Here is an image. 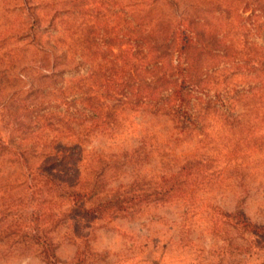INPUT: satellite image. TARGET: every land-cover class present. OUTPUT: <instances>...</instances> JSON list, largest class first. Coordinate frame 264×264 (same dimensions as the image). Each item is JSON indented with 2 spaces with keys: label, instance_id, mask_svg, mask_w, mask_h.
<instances>
[{
  "label": "rangeland",
  "instance_id": "rangeland-1",
  "mask_svg": "<svg viewBox=\"0 0 264 264\" xmlns=\"http://www.w3.org/2000/svg\"><path fill=\"white\" fill-rule=\"evenodd\" d=\"M17 1L0 0V39L16 21L11 10L14 4L21 8ZM29 1L52 13V26L71 21L72 38L86 31L97 44L123 11L130 40L118 36L122 46L114 47L118 54L127 49L122 79L127 89L135 81L151 88L145 86L142 104L126 95L102 99L105 123L97 127L53 109L49 126L38 130L45 148L55 149L48 168L0 164V264H264V75L253 60L264 54L262 0ZM180 21L215 49L213 35L204 31L224 24L231 53L242 58L233 69L237 88L230 96L236 97L227 116L203 112L195 124L186 123L166 110L153 112V102L146 101L158 84L153 77L165 70L138 76L135 57L151 63L166 54V64L176 70L184 56L179 59L182 52L168 44ZM82 22L99 29L89 36L92 30L78 29ZM209 47L189 53L199 56ZM47 69V58L33 62L21 72L22 86L36 87ZM10 98L0 95L5 139L15 125L8 112L33 104L35 96Z\"/></svg>",
  "mask_w": 264,
  "mask_h": 264
},
{
  "label": "trees",
  "instance_id": "trees-1",
  "mask_svg": "<svg viewBox=\"0 0 264 264\" xmlns=\"http://www.w3.org/2000/svg\"><path fill=\"white\" fill-rule=\"evenodd\" d=\"M15 3L22 5L21 8L15 4L12 7L11 13L16 17V21L0 39V95L11 97V100L15 95L23 92L26 95L35 96V98L33 104L22 103L12 112H8V118H12L15 125L9 130L8 138L5 139L0 134V164L18 162L28 169L42 170L48 168L55 149L45 148V142L41 141L38 130H43L46 124L49 126L46 122L48 117L53 114V109L62 118L72 121L89 120L97 127L99 124L105 123L102 120L103 115L100 113L98 102L108 97L126 95L134 102L142 104L145 101L144 96L141 97L144 88L146 85L149 88L151 86L135 81L127 89L126 80L122 79L121 70L126 67V60H128L125 54L127 49L125 47L123 52L118 54L114 51V47L122 46L121 43L116 42L118 36L126 43L130 40L129 35H125L130 33L131 27H127L130 22L122 24L123 11H119L120 17L112 21L115 24L111 25L108 33L100 37L101 43L97 44L95 40L87 39L88 32L86 31L83 37L72 38V28L68 27L71 25V21H55V25L52 26L55 19L52 13L43 12L44 7L33 4L29 0ZM259 9L264 19V0H262V7ZM217 13V17L222 15L221 11ZM51 19H53L52 22ZM108 24L110 26V23ZM217 25L221 28L219 31L208 29L204 31L206 35H213L211 39L218 46L215 49V45H209L210 47L205 45L198 39L197 32L193 31L190 26H183L180 21V29H174V37L168 44L178 47L182 52L179 59L184 56L183 62L181 61L175 67L176 70L174 67L170 69L166 64L168 59L166 54L153 56L154 59L151 63H145L146 57H135L138 76L143 71L165 70L162 74L157 75L156 79L153 77V81L158 84L153 90H150L153 93L152 96L146 97V101L153 102L151 107L153 112L163 109L169 114L179 116L186 123L193 122V124L207 112L225 116L231 112L236 95L230 96V94L232 91L234 94L237 88L231 81L232 77L236 75L233 69L241 66L237 63L242 58L236 56L238 53H231L233 41L227 38L229 32L225 31L224 24L219 22ZM135 27L137 28L138 25L136 24ZM135 27L133 26V28ZM181 27L185 29L180 31ZM262 27L264 29V25ZM79 28L92 30L89 36L94 35L99 29L98 24L92 25L87 22H82L78 26ZM113 32L115 36L111 35ZM181 36L183 37L181 38ZM198 42H202L201 45L198 46ZM7 43L13 44L10 47H5ZM142 44L143 42L140 45ZM195 46L211 49L193 57L189 51ZM93 47H95V52L92 51ZM45 58L48 59L49 69L43 71L41 83L36 87L33 85L27 89L23 87L24 78L21 76V72L26 68L33 67V62L38 59L44 60ZM253 60L258 64L256 65L257 69L264 75V54L261 59L253 58ZM163 61L162 66L160 62ZM243 62L245 63V61ZM196 67L200 68L196 73L197 77L192 74ZM213 77L218 79L216 83L218 87L214 90V85L211 84ZM173 83L176 85L170 87ZM259 85L264 86V78ZM37 93L40 95H36ZM247 94L255 95L250 89ZM158 95L161 96L158 98ZM164 95L167 96L165 100ZM192 101L194 105L195 103L200 105V111L192 106ZM36 126L37 129L32 131V128ZM78 195L77 192L71 194L72 197Z\"/></svg>",
  "mask_w": 264,
  "mask_h": 264
}]
</instances>
